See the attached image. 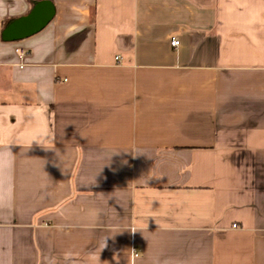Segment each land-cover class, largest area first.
Here are the masks:
<instances>
[{"label":"crops","instance_id":"crops-1","mask_svg":"<svg viewBox=\"0 0 264 264\" xmlns=\"http://www.w3.org/2000/svg\"><path fill=\"white\" fill-rule=\"evenodd\" d=\"M8 147L0 264H264V0H0Z\"/></svg>","mask_w":264,"mask_h":264},{"label":"water","instance_id":"water-1","mask_svg":"<svg viewBox=\"0 0 264 264\" xmlns=\"http://www.w3.org/2000/svg\"><path fill=\"white\" fill-rule=\"evenodd\" d=\"M55 9L50 1L38 2L24 17L12 21L2 32L5 42H13L33 36L42 31L54 18Z\"/></svg>","mask_w":264,"mask_h":264},{"label":"clouds","instance_id":"clouds-1","mask_svg":"<svg viewBox=\"0 0 264 264\" xmlns=\"http://www.w3.org/2000/svg\"><path fill=\"white\" fill-rule=\"evenodd\" d=\"M33 48L34 54L35 55H45L46 50L43 49L39 45H31ZM39 92H41V86L39 87ZM42 99L44 102H51L53 100V89L51 86H48L46 88H43V95ZM0 151H7L8 156L12 157L13 153L11 152L10 148L8 147L7 149H0ZM11 204L10 200H3L0 201V208H7ZM106 247V238L103 240V248ZM95 256V253H90V257ZM99 258L96 257L95 264H98ZM52 264H55V259H52ZM63 264H76V258L73 256L71 252H66L63 257Z\"/></svg>","mask_w":264,"mask_h":264},{"label":"built area","instance_id":"built-area-1","mask_svg":"<svg viewBox=\"0 0 264 264\" xmlns=\"http://www.w3.org/2000/svg\"><path fill=\"white\" fill-rule=\"evenodd\" d=\"M171 44H172L173 47H177V46H179L180 41L177 40V39H173L172 42H171Z\"/></svg>","mask_w":264,"mask_h":264},{"label":"trees","instance_id":"trees-1","mask_svg":"<svg viewBox=\"0 0 264 264\" xmlns=\"http://www.w3.org/2000/svg\"><path fill=\"white\" fill-rule=\"evenodd\" d=\"M9 22H6L5 25H4V28L8 25Z\"/></svg>","mask_w":264,"mask_h":264}]
</instances>
